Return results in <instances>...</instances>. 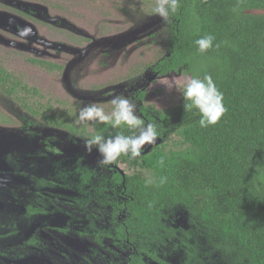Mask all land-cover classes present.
<instances>
[{"label": "trees", "instance_id": "trees-1", "mask_svg": "<svg viewBox=\"0 0 264 264\" xmlns=\"http://www.w3.org/2000/svg\"><path fill=\"white\" fill-rule=\"evenodd\" d=\"M179 3L170 23L173 55L159 69L182 67L200 79L210 75L226 111L215 125L202 128L183 97L166 111L152 109L155 117H149L157 120L160 136L177 133L180 139L175 148L164 142L136 160L154 173L151 183L139 174L131 177L138 188L137 231L163 226L162 217L177 213L189 226L178 239L186 248L183 264H264V0ZM205 35L214 37L213 47L200 53L195 41ZM0 85L44 123L85 131L75 123L77 110L43 102L37 88L2 66Z\"/></svg>", "mask_w": 264, "mask_h": 264}, {"label": "flooded vegetation", "instance_id": "flooded-vegetation-1", "mask_svg": "<svg viewBox=\"0 0 264 264\" xmlns=\"http://www.w3.org/2000/svg\"><path fill=\"white\" fill-rule=\"evenodd\" d=\"M0 1H4V4L9 2ZM121 1H116L113 12L118 17L122 14L127 17L136 9V2ZM15 9L23 14L0 11V30L9 33L8 36L18 37V45L23 49L2 44L0 48L13 47L18 55L36 66L45 65L55 70L66 71L67 68L71 72L79 67L78 63L85 62L93 55L95 51L92 50L96 46L102 47V52L108 47L119 49L131 43L127 41L129 37L145 35L149 29V26H145L137 32L103 42L93 41L85 47L82 46L91 42L93 37L80 31L84 37L77 35L73 40L77 46L73 47L67 40L59 43L45 39L38 33L37 26L24 17L77 30L72 21L51 17L47 8L42 6L15 2ZM149 11L152 12L153 7ZM115 13L103 12V16L111 21L108 18L112 15L116 17ZM166 24L170 31L167 52L142 73L138 74V68L134 65L133 77L129 76L114 90L110 87L116 83L102 88L106 79L90 82L97 89L102 88L99 93L106 92L103 97L93 96L91 102L99 105L103 100V103L111 104L114 95L123 94L137 104V114L143 120L157 123V120L149 117V114L155 117L152 109L156 112L167 109L159 110L147 105L146 91L157 78L184 70L180 67L176 71L161 73L159 69L162 60L171 57L174 50L172 25ZM149 35L153 37V34ZM12 37L0 33V39L9 38L11 41ZM37 46L54 49L56 55ZM26 51H33L30 53H34V56L23 55ZM59 51L67 55L78 54L79 59L71 60L68 56L66 63L58 56ZM101 55L103 61L100 68H103L111 62V54ZM0 66L14 73L7 65ZM152 75L157 77L150 80ZM48 101L53 105L61 102L57 100L54 104L52 100ZM2 114L0 120L8 122L9 119ZM21 119L20 127L0 128V264H183L186 248L178 239L184 236L182 230L189 228L184 215L177 216L176 213V216L162 217L165 225L137 231L140 227L136 226L134 202L138 188L131 177L139 174L147 183H151L153 171L136 163L139 157L131 159L123 155L110 165H101L98 163L99 153L95 150L89 153L85 149L84 141L92 135L112 136L118 131L127 132L126 127L103 129L101 125L86 124L85 131L78 133L60 125L41 124V115L32 112L24 114ZM160 138L164 139L159 135L157 139ZM158 145H145L141 156ZM169 229L175 230L177 236H171Z\"/></svg>", "mask_w": 264, "mask_h": 264}, {"label": "rangeland", "instance_id": "rangeland-1", "mask_svg": "<svg viewBox=\"0 0 264 264\" xmlns=\"http://www.w3.org/2000/svg\"><path fill=\"white\" fill-rule=\"evenodd\" d=\"M22 1L46 7L51 17H61L65 20L72 21L75 28L77 27V30L65 26L55 27L58 25L53 26L32 17H24L37 26L38 33L45 39L59 43H65L67 40L73 47L77 46L74 44L76 42L73 41L77 38V35L83 36L80 31L94 38V40L92 38L91 42L82 46L85 47L90 45L93 41L103 42L106 39H117L120 35L134 33L145 26H149L145 34L146 36L144 34H136L138 37L136 40L134 39V42L119 49H111L108 47L102 52V47L96 46L92 50L95 51L93 55L85 62L78 63L77 65L79 67H75L71 72H69L67 68L66 71H64L50 69L45 65L36 66V64L31 63L27 58L18 55L17 51L12 49L13 47H5L8 49L0 48V64L7 65L9 68L13 69L14 73L18 75V78H20L23 83L30 87L37 88L43 96L44 102L52 100L55 104L57 100H60L64 109L72 107L79 111L80 107L86 105V103H94L91 102L93 96L103 97L106 95L104 91L99 93V91H101L100 89L107 85H113L112 83H116V85L110 87V89L114 90L119 83L126 82L129 76L133 77L134 74L132 73L134 71L132 69H134L135 66L138 68V74L142 73L146 67L152 62H155L160 55L167 52L166 43L170 31L169 26L166 23H161V18L154 14L157 0H134L136 2V9H133L130 15L127 14V17L123 14L118 17L116 13L113 12L117 0H92L91 2L88 0ZM2 2L4 1H0V11L17 15L23 14L22 11L15 9V2L9 1L11 4L8 1L7 3L5 2V4ZM121 2L120 0V3ZM151 7H153L152 12L149 11ZM86 11L87 13H85ZM108 11L116 15V17L112 15L108 18L111 21L105 20L103 16V12L106 13ZM155 22L158 24H155ZM160 24L162 25L159 29ZM0 33H3L7 37H12L8 36L9 33L2 30H0ZM149 34H153V37L150 38ZM12 38L20 42L18 37ZM37 47L40 50H47L52 52L53 55H56L57 51L54 49L44 46ZM30 52L33 51H26L23 55L33 57L34 53ZM59 52L58 56H61L65 62L68 56L71 60L79 59L78 54L67 55L64 52ZM100 53L103 55L111 54L112 60L110 59L111 62L108 63V67L100 68L103 61V56ZM80 66L81 68L83 67L82 71ZM188 77L193 76L181 70L157 78L150 89L146 91V104L154 106L159 110L176 107L182 101L183 87ZM98 79H106L103 81L102 88L100 89H97L98 87L95 84L90 83ZM101 102L98 106L102 107L106 113H111L112 105L103 102L101 104ZM55 107L57 108L60 106L57 103ZM0 108V116L1 113H3L2 115H5L6 118L9 119L8 122L0 120V127H20L21 121H23L21 117L24 114L30 113L28 109L23 107L15 98H11L9 95L5 94L2 89H0ZM40 123L44 124L43 120H40ZM178 139H180V136L177 133H172L168 139H162L158 144L160 145L167 142V147L175 148L177 146L175 142H177Z\"/></svg>", "mask_w": 264, "mask_h": 264}, {"label": "clouds", "instance_id": "clouds-1", "mask_svg": "<svg viewBox=\"0 0 264 264\" xmlns=\"http://www.w3.org/2000/svg\"><path fill=\"white\" fill-rule=\"evenodd\" d=\"M180 7L179 0H157L154 14L165 23H171V15ZM214 37L205 35L195 41L200 53L213 47ZM183 98L187 110H195L193 115H199V125L202 128L215 125L223 116L226 109L223 104V93L217 88L210 75L203 79L188 77L183 87ZM110 114L96 103H89L80 107L75 123L77 125H110L113 129L126 127L127 132L118 131L115 135H92L84 141L85 149L89 153L93 150L100 155L101 165H110L122 155L135 159L141 156L145 145L155 144L158 136L157 124L143 120L138 114L137 104L123 94L114 95ZM163 163V160L160 161Z\"/></svg>", "mask_w": 264, "mask_h": 264}, {"label": "water", "instance_id": "water-1", "mask_svg": "<svg viewBox=\"0 0 264 264\" xmlns=\"http://www.w3.org/2000/svg\"><path fill=\"white\" fill-rule=\"evenodd\" d=\"M9 1H13V2H16V3H20V4H24V5H33V6H42V5H39V4H35V3H30V2H27V1H22V0H9ZM42 7H44V6H42ZM44 8H46V7H44ZM253 12H262L261 10H253ZM17 17V16H16ZM21 19V18H20ZM155 24H158L157 22H155ZM134 38H136L135 37V35L134 36H132V37H129L128 39L129 40H127L128 42H132V40H134ZM20 42L19 41H15V40H11L10 41V39L9 38H2V39H0V44H2V45H8V46H13V47H15V48H18V49H23L22 47H20L18 44H19ZM157 76L156 75H152V77L150 78V80L151 79H155ZM1 128V127H0ZM162 139L160 138V139H157V141H156V143L155 144H158V142H160ZM155 144H153V145H155ZM151 148V147H150ZM149 150V149H148ZM147 150V151H148ZM146 151V152H147Z\"/></svg>", "mask_w": 264, "mask_h": 264}]
</instances>
